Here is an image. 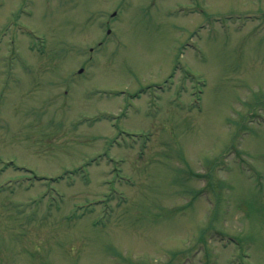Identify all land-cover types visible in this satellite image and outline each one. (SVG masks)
<instances>
[{
	"label": "rangeland",
	"instance_id": "rangeland-1",
	"mask_svg": "<svg viewBox=\"0 0 264 264\" xmlns=\"http://www.w3.org/2000/svg\"><path fill=\"white\" fill-rule=\"evenodd\" d=\"M262 115L264 0H0V264H264Z\"/></svg>",
	"mask_w": 264,
	"mask_h": 264
}]
</instances>
